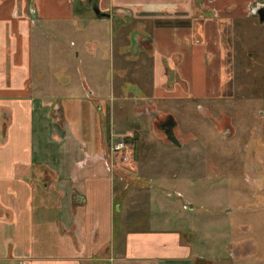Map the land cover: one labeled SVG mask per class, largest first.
Wrapping results in <instances>:
<instances>
[{"label":"crops","instance_id":"crops-1","mask_svg":"<svg viewBox=\"0 0 264 264\" xmlns=\"http://www.w3.org/2000/svg\"><path fill=\"white\" fill-rule=\"evenodd\" d=\"M258 1L0 0V264H196L180 230L116 224L133 191L124 186L132 166L111 154L116 138L129 137L117 131L115 101L136 96L131 85L145 99L136 80L147 69L155 100L222 92L216 47ZM105 23L128 55L119 97L114 64L99 53L107 41L96 26ZM51 35L85 50L76 77L39 73L34 44ZM131 59L143 66L132 80Z\"/></svg>","mask_w":264,"mask_h":264},{"label":"rangeland","instance_id":"rangeland-1","mask_svg":"<svg viewBox=\"0 0 264 264\" xmlns=\"http://www.w3.org/2000/svg\"><path fill=\"white\" fill-rule=\"evenodd\" d=\"M259 5L264 0L246 19L228 25L215 46L226 73L222 92L218 87L207 98L155 100L151 69L143 74V66L131 59L127 79L142 73L136 81L144 80L140 87L146 98L142 93L145 99H135L140 93L131 85L136 96L115 101L117 131L129 133L115 142L130 149L125 164L132 166L131 180L124 186L133 191V207H127V216L117 215L116 224L123 222L134 232L180 230L197 255L196 264H264V23L256 12ZM96 28L106 32L99 53L107 56L105 64H114L119 97V60L126 54L108 23ZM68 41L51 35L34 44V59L47 82L48 77H76L85 68L80 63L85 50ZM171 119L181 147L170 143L161 128ZM153 215L172 223L155 226Z\"/></svg>","mask_w":264,"mask_h":264},{"label":"water","instance_id":"water-1","mask_svg":"<svg viewBox=\"0 0 264 264\" xmlns=\"http://www.w3.org/2000/svg\"><path fill=\"white\" fill-rule=\"evenodd\" d=\"M256 12L259 16L260 22L264 23V5H259ZM161 128L165 132V134L167 135L170 143H172L176 147H181V144H180L179 140L176 138L174 131H173L174 122L172 119L170 121H168L166 124L162 125Z\"/></svg>","mask_w":264,"mask_h":264},{"label":"built area","instance_id":"built-area-1","mask_svg":"<svg viewBox=\"0 0 264 264\" xmlns=\"http://www.w3.org/2000/svg\"><path fill=\"white\" fill-rule=\"evenodd\" d=\"M130 149L125 142H118L111 149L114 157H119L120 161L126 163L129 160Z\"/></svg>","mask_w":264,"mask_h":264},{"label":"flooded vegetation","instance_id":"flooded-vegetation-1","mask_svg":"<svg viewBox=\"0 0 264 264\" xmlns=\"http://www.w3.org/2000/svg\"><path fill=\"white\" fill-rule=\"evenodd\" d=\"M169 121H170V120H169ZM166 123H167V122H166ZM166 123H165V124H166ZM167 138H168V137H167Z\"/></svg>","mask_w":264,"mask_h":264}]
</instances>
